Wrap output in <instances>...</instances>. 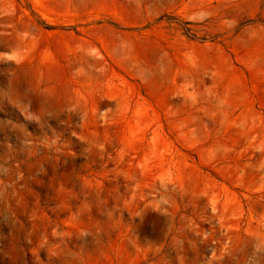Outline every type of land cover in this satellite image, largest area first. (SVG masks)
Listing matches in <instances>:
<instances>
[{
    "label": "rangeland",
    "instance_id": "obj_1",
    "mask_svg": "<svg viewBox=\"0 0 264 264\" xmlns=\"http://www.w3.org/2000/svg\"><path fill=\"white\" fill-rule=\"evenodd\" d=\"M0 264H264V0H0Z\"/></svg>",
    "mask_w": 264,
    "mask_h": 264
}]
</instances>
